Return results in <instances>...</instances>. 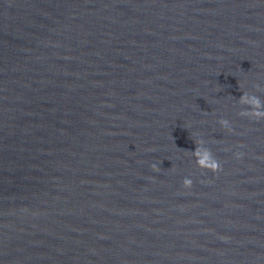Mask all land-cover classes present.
<instances>
[{
	"label": "water",
	"instance_id": "95a60500",
	"mask_svg": "<svg viewBox=\"0 0 264 264\" xmlns=\"http://www.w3.org/2000/svg\"><path fill=\"white\" fill-rule=\"evenodd\" d=\"M243 91L264 0H0V264H264Z\"/></svg>",
	"mask_w": 264,
	"mask_h": 264
},
{
	"label": "clouds",
	"instance_id": "9594fccd",
	"mask_svg": "<svg viewBox=\"0 0 264 264\" xmlns=\"http://www.w3.org/2000/svg\"><path fill=\"white\" fill-rule=\"evenodd\" d=\"M257 88H259V86H257ZM238 103L244 106L240 109V116L255 119H264V100H262L259 95L243 91V94L238 99ZM220 124L222 125V127L228 128L229 131H231V128L229 127L230 122L227 119L221 118ZM196 145L197 146L195 148V151L192 152V156L195 158L196 165L211 172L218 171L221 167V164L220 161L212 153L211 149L205 146L203 140H196ZM235 155L239 157L240 155H242V153L237 152L235 153ZM151 167L154 170H157L159 168V165L153 163ZM192 183L193 181L191 177H184L183 185L185 188L190 187Z\"/></svg>",
	"mask_w": 264,
	"mask_h": 264
}]
</instances>
